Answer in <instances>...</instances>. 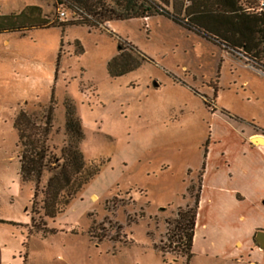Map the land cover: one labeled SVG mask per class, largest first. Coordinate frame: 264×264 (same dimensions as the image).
Returning a JSON list of instances; mask_svg holds the SVG:
<instances>
[{
	"label": "rangeland",
	"instance_id": "374dc122",
	"mask_svg": "<svg viewBox=\"0 0 264 264\" xmlns=\"http://www.w3.org/2000/svg\"><path fill=\"white\" fill-rule=\"evenodd\" d=\"M59 1L0 0V15L35 6L56 24L81 18ZM119 44L127 71L112 76ZM51 98L49 162L36 187L21 181L13 123L22 112L43 127ZM65 99L82 127L84 163L97 172L76 194L62 191L48 218L46 183L68 143ZM256 136L264 137V73L164 16L0 34V264H248L225 248L229 227L220 230L206 202L189 261L169 223L193 204L187 188L196 193L207 150L233 166L261 163L246 147Z\"/></svg>",
	"mask_w": 264,
	"mask_h": 264
},
{
	"label": "trees",
	"instance_id": "16d2710c",
	"mask_svg": "<svg viewBox=\"0 0 264 264\" xmlns=\"http://www.w3.org/2000/svg\"><path fill=\"white\" fill-rule=\"evenodd\" d=\"M185 1L187 4L176 9L175 0H60L59 4H66L68 8L80 12L81 18L77 21L56 24L41 17L37 7L27 6L18 14L0 15V34L55 27L64 29L72 25L99 28L109 21L147 19L160 15L197 32L206 40L223 46L228 51L240 54L248 63L264 73V0ZM169 5L171 12L165 9ZM125 54L122 45L119 44L118 55L107 65L110 75L120 76L127 71V69L119 70V60L120 58L125 60ZM53 104L54 100L51 98L46 109L44 125L41 128L29 123V118L22 112L17 115L13 123L21 148L19 157L21 181L34 183L36 187L49 162L44 144L52 120ZM63 106L65 109L64 130L68 143L60 152L59 161L61 162L57 164V169L46 183L43 210L48 218L56 216V205L62 191H69L71 195L76 194L97 172L95 168L86 167L83 155L78 148L84 134L72 102L65 99ZM202 174L203 165L201 177ZM193 189L192 185L187 188L189 195L193 196V204L179 208L176 219L169 223L173 227L170 232L176 239V241L171 240V243L177 246V252L186 261H189L193 255L201 181L194 195ZM33 195L36 196V189ZM156 249L162 253L166 252V248L156 247Z\"/></svg>",
	"mask_w": 264,
	"mask_h": 264
},
{
	"label": "crops",
	"instance_id": "0c3cea01",
	"mask_svg": "<svg viewBox=\"0 0 264 264\" xmlns=\"http://www.w3.org/2000/svg\"><path fill=\"white\" fill-rule=\"evenodd\" d=\"M258 137L264 139L263 136ZM253 138L255 137L246 141V147L249 152L260 156L258 158H261V163L252 161V159H241L233 166V162L225 159L210 160L207 150L203 163L198 212L206 202L212 209L211 219L219 227L221 225L220 230L222 231L221 228L225 225L229 227L227 228L228 234L224 235L228 238L224 241L225 248H229L228 251L236 254L237 258H242L241 255L246 254V258L249 259L248 264H264V250L255 244L254 239L257 232H264V141L263 144L254 145L251 143ZM205 195H209L207 199ZM197 230L198 220L196 219L193 243ZM243 244L246 250H241V252L232 250V247L240 245L241 248ZM214 253L220 254L219 257L224 255L220 250ZM223 257L234 258L227 254Z\"/></svg>",
	"mask_w": 264,
	"mask_h": 264
},
{
	"label": "water",
	"instance_id": "95a60500",
	"mask_svg": "<svg viewBox=\"0 0 264 264\" xmlns=\"http://www.w3.org/2000/svg\"><path fill=\"white\" fill-rule=\"evenodd\" d=\"M263 141L264 139L262 137H256L251 139V143L254 145H258V143H262ZM254 239L255 244L258 245L261 250H264V232H257Z\"/></svg>",
	"mask_w": 264,
	"mask_h": 264
}]
</instances>
